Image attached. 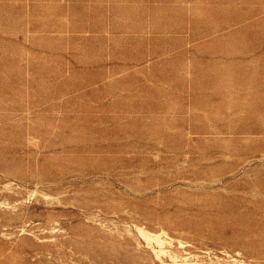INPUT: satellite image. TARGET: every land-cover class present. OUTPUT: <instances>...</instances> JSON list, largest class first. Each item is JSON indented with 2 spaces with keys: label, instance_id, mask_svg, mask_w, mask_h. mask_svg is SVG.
Masks as SVG:
<instances>
[{
  "label": "rangeland",
  "instance_id": "obj_1",
  "mask_svg": "<svg viewBox=\"0 0 264 264\" xmlns=\"http://www.w3.org/2000/svg\"><path fill=\"white\" fill-rule=\"evenodd\" d=\"M0 264H264V0H0Z\"/></svg>",
  "mask_w": 264,
  "mask_h": 264
},
{
  "label": "bare ground",
  "instance_id": "obj_2",
  "mask_svg": "<svg viewBox=\"0 0 264 264\" xmlns=\"http://www.w3.org/2000/svg\"><path fill=\"white\" fill-rule=\"evenodd\" d=\"M149 234H150V233H149ZM156 235H157V234H156ZM142 236H143V235H142ZM147 236H148V235H147ZM148 237H149V236H148ZM148 237H147V238H148ZM155 238H156V237H155ZM150 239H151V238H150ZM155 244H156V243H155ZM162 246H163V245H162ZM161 249H163V248H161ZM156 250H157V249H156ZM160 252H161V251H160Z\"/></svg>",
  "mask_w": 264,
  "mask_h": 264
}]
</instances>
